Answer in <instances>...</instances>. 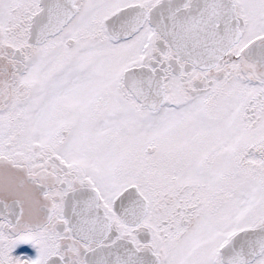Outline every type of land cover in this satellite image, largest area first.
Wrapping results in <instances>:
<instances>
[{
    "label": "snow or ice",
    "instance_id": "6c2138e0",
    "mask_svg": "<svg viewBox=\"0 0 264 264\" xmlns=\"http://www.w3.org/2000/svg\"><path fill=\"white\" fill-rule=\"evenodd\" d=\"M0 264H264V0H0Z\"/></svg>",
    "mask_w": 264,
    "mask_h": 264
}]
</instances>
